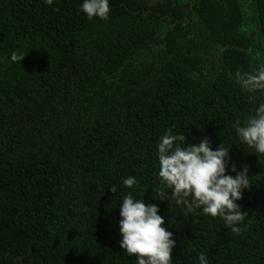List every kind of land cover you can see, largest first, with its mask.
Returning a JSON list of instances; mask_svg holds the SVG:
<instances>
[{
    "label": "trees",
    "instance_id": "16d2710c",
    "mask_svg": "<svg viewBox=\"0 0 264 264\" xmlns=\"http://www.w3.org/2000/svg\"><path fill=\"white\" fill-rule=\"evenodd\" d=\"M191 1L109 0V18L89 20L82 0H0V264H135L119 246L129 191L159 207L172 264H264V156L233 128L264 102L235 82L264 64V0ZM167 129L248 168L239 234L157 200Z\"/></svg>",
    "mask_w": 264,
    "mask_h": 264
},
{
    "label": "clouds",
    "instance_id": "9594fccd",
    "mask_svg": "<svg viewBox=\"0 0 264 264\" xmlns=\"http://www.w3.org/2000/svg\"><path fill=\"white\" fill-rule=\"evenodd\" d=\"M42 2L49 7L54 5V0ZM79 10L89 20H107L109 0H82ZM25 55L18 56L13 52L10 58L22 61ZM235 82L243 93L248 94L250 103L257 101L254 95L257 93L264 99V64L250 72L237 71ZM233 128L240 143L252 149L257 157L264 156V102H256L253 113L243 122L235 121ZM229 147L221 143L213 149L207 137L198 143H190L182 132L165 130L154 153L159 166V185L162 186L155 189L160 197L157 200L167 199L177 206L185 205L188 213L195 214L199 210L203 215L219 217L226 228L239 234L242 230L239 225L247 213L240 210L237 201L242 198L243 191L250 188V179L246 166L237 170L231 162ZM121 185L135 189L137 180L127 176ZM164 188L170 190V196L165 195ZM109 191L116 194L118 188L112 185ZM158 213L156 204H145L131 191L119 200V246L127 256L135 254V264H172L176 241L173 233L163 227L165 220ZM197 259L198 264H208L203 252Z\"/></svg>",
    "mask_w": 264,
    "mask_h": 264
},
{
    "label": "flooded vegetation",
    "instance_id": "af4514ba",
    "mask_svg": "<svg viewBox=\"0 0 264 264\" xmlns=\"http://www.w3.org/2000/svg\"><path fill=\"white\" fill-rule=\"evenodd\" d=\"M193 1H194V0L191 1V6H192V4H193ZM193 17H194V13H193ZM183 22H184V21H183ZM173 28H174V26H167L166 30H167V29H170L169 31H171Z\"/></svg>",
    "mask_w": 264,
    "mask_h": 264
},
{
    "label": "water",
    "instance_id": "95a60500",
    "mask_svg": "<svg viewBox=\"0 0 264 264\" xmlns=\"http://www.w3.org/2000/svg\"><path fill=\"white\" fill-rule=\"evenodd\" d=\"M169 30H170V29H167V30H166V33H168V32H169ZM22 261H23V259H21V262H22Z\"/></svg>",
    "mask_w": 264,
    "mask_h": 264
}]
</instances>
